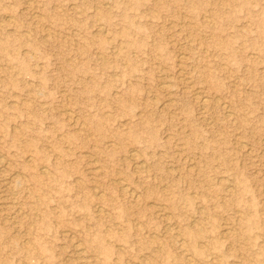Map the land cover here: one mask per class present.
<instances>
[{
	"label": "rangeland",
	"instance_id": "rangeland-1",
	"mask_svg": "<svg viewBox=\"0 0 264 264\" xmlns=\"http://www.w3.org/2000/svg\"><path fill=\"white\" fill-rule=\"evenodd\" d=\"M0 264H264V0H0Z\"/></svg>",
	"mask_w": 264,
	"mask_h": 264
},
{
	"label": "bare ground",
	"instance_id": "bare-ground-1",
	"mask_svg": "<svg viewBox=\"0 0 264 264\" xmlns=\"http://www.w3.org/2000/svg\"><path fill=\"white\" fill-rule=\"evenodd\" d=\"M33 13V12H32ZM9 17V16H8ZM164 85V84H163ZM201 95V94H200ZM196 96V95H195ZM199 97V96H198ZM202 99H203V96H202ZM204 99H205V97H204ZM203 103V102H202ZM164 105V104H163ZM229 113V112H228ZM138 153V152H137ZM136 153V154H137ZM133 154V153H132ZM4 159V158H3ZM135 163H137V162H135ZM142 166H143V164H142ZM40 168V167H39ZM2 170V169H1ZM137 170V169H136ZM123 185V184H122ZM126 188H128V187H126ZM126 188H124V192H130V191H128ZM129 189V188H128ZM131 190V189H130ZM97 191V190H96ZM123 191V190H122ZM135 192V191H134ZM131 193V192H130ZM101 194V193H100ZM133 194V193H132ZM96 195V194H95ZM102 195V194H101ZM100 196V195H99ZM163 216V215H162ZM226 225V224H225ZM233 230V229H232ZM80 242V241H79ZM76 245V244H75ZM82 257V256H81Z\"/></svg>",
	"mask_w": 264,
	"mask_h": 264
}]
</instances>
